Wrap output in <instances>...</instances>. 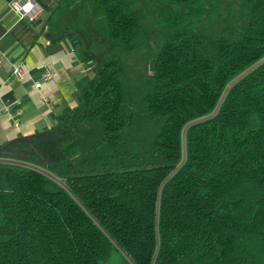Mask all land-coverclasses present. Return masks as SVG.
<instances>
[{
	"label": "trees",
	"instance_id": "16d2710c",
	"mask_svg": "<svg viewBox=\"0 0 264 264\" xmlns=\"http://www.w3.org/2000/svg\"><path fill=\"white\" fill-rule=\"evenodd\" d=\"M71 8L63 36L92 76L76 117H56L60 159L0 147V264H105L113 252L264 264V0L228 13L214 0H59L53 12ZM87 22L104 55L80 41Z\"/></svg>",
	"mask_w": 264,
	"mask_h": 264
},
{
	"label": "crops",
	"instance_id": "0c3cea01",
	"mask_svg": "<svg viewBox=\"0 0 264 264\" xmlns=\"http://www.w3.org/2000/svg\"><path fill=\"white\" fill-rule=\"evenodd\" d=\"M10 1L0 0V147L19 157L55 156L57 142L67 139L56 117L65 109L76 117L92 68L63 36L74 22L73 8L53 12L59 0H34L41 12L31 22L18 18ZM13 64L26 68L21 80L9 72Z\"/></svg>",
	"mask_w": 264,
	"mask_h": 264
},
{
	"label": "rangeland",
	"instance_id": "374dc122",
	"mask_svg": "<svg viewBox=\"0 0 264 264\" xmlns=\"http://www.w3.org/2000/svg\"><path fill=\"white\" fill-rule=\"evenodd\" d=\"M215 4L222 10H224L226 13H228L229 10L233 7V0H214ZM75 9V8H74ZM73 9V10H74ZM88 26H86L85 29L82 30L81 34L79 35L80 41L83 43H89L92 46V49L89 50L92 54L99 56L100 54L104 55L103 50L104 45L101 44V36L98 35L97 32H95V28L93 24L91 23H85ZM82 26L84 27V23H82ZM209 29H212L213 27H216L215 22H209L206 25ZM68 29V28H66ZM86 45V44H85ZM87 46V45H86ZM128 76L130 80V84L137 87L139 86L142 81L144 80L146 76V57L144 55V50H139L138 52L134 53L132 56L128 59ZM58 157L56 159H60L62 155H60V151L57 150ZM4 180L2 177H0V188L4 187ZM105 264H129L128 261L124 258H121L116 253H111L110 258L108 261L105 262Z\"/></svg>",
	"mask_w": 264,
	"mask_h": 264
},
{
	"label": "built area",
	"instance_id": "2783aa9c",
	"mask_svg": "<svg viewBox=\"0 0 264 264\" xmlns=\"http://www.w3.org/2000/svg\"><path fill=\"white\" fill-rule=\"evenodd\" d=\"M9 7L18 18H26L31 22L37 19L41 12V7L34 0H11ZM9 72L14 78L21 80L26 74V68L22 64H13ZM42 76L44 79H49L51 73L45 72ZM39 86L40 83L37 81L32 83V87L35 89Z\"/></svg>",
	"mask_w": 264,
	"mask_h": 264
}]
</instances>
